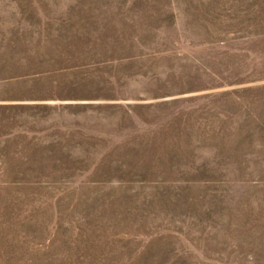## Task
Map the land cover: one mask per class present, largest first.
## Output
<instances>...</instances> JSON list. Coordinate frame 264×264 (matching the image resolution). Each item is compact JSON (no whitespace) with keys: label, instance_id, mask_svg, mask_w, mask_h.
Returning a JSON list of instances; mask_svg holds the SVG:
<instances>
[{"label":"rangeland","instance_id":"rangeland-1","mask_svg":"<svg viewBox=\"0 0 264 264\" xmlns=\"http://www.w3.org/2000/svg\"><path fill=\"white\" fill-rule=\"evenodd\" d=\"M0 264H264V0H0Z\"/></svg>","mask_w":264,"mask_h":264}]
</instances>
